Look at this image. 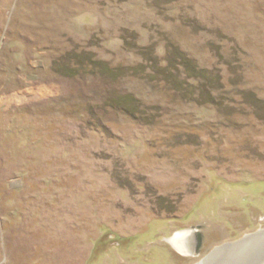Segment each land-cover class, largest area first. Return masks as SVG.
<instances>
[{"label": "rangeland", "instance_id": "1", "mask_svg": "<svg viewBox=\"0 0 264 264\" xmlns=\"http://www.w3.org/2000/svg\"><path fill=\"white\" fill-rule=\"evenodd\" d=\"M261 230L264 0H0V264H199Z\"/></svg>", "mask_w": 264, "mask_h": 264}, {"label": "bare ground", "instance_id": "2", "mask_svg": "<svg viewBox=\"0 0 264 264\" xmlns=\"http://www.w3.org/2000/svg\"><path fill=\"white\" fill-rule=\"evenodd\" d=\"M194 233V230L178 232L170 242L182 254H193ZM199 264H264V230L247 236L239 243L215 249Z\"/></svg>", "mask_w": 264, "mask_h": 264}, {"label": "flooded vegetation", "instance_id": "3", "mask_svg": "<svg viewBox=\"0 0 264 264\" xmlns=\"http://www.w3.org/2000/svg\"><path fill=\"white\" fill-rule=\"evenodd\" d=\"M170 243V242H169ZM171 244V243H170ZM172 245V244H171ZM173 246V245H172ZM174 247V246H173ZM174 249L178 252V253H180V254H182L181 252H179L175 247H174ZM182 255H185V254H182ZM186 255H190V254H186Z\"/></svg>", "mask_w": 264, "mask_h": 264}]
</instances>
